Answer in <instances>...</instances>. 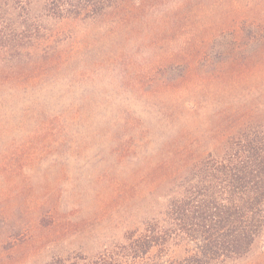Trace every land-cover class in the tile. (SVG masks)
<instances>
[{"label":"rangeland","instance_id":"374dc122","mask_svg":"<svg viewBox=\"0 0 264 264\" xmlns=\"http://www.w3.org/2000/svg\"><path fill=\"white\" fill-rule=\"evenodd\" d=\"M44 2L0 0V264L123 243L187 164L264 118V0H119L64 20ZM233 264H264V238Z\"/></svg>","mask_w":264,"mask_h":264},{"label":"trees","instance_id":"16d2710c","mask_svg":"<svg viewBox=\"0 0 264 264\" xmlns=\"http://www.w3.org/2000/svg\"><path fill=\"white\" fill-rule=\"evenodd\" d=\"M118 1L45 0L44 10L60 20L92 19ZM180 179L163 214L123 243L93 259L48 264H233L248 256L264 238V118L243 120Z\"/></svg>","mask_w":264,"mask_h":264}]
</instances>
